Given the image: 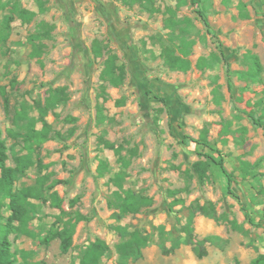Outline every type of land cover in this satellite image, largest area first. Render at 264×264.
Masks as SVG:
<instances>
[{"label": "rangeland", "instance_id": "obj_1", "mask_svg": "<svg viewBox=\"0 0 264 264\" xmlns=\"http://www.w3.org/2000/svg\"><path fill=\"white\" fill-rule=\"evenodd\" d=\"M13 2L35 16L22 21ZM4 18L10 19V30L0 43V138L7 166H15L14 155L27 153L21 135L30 122L41 128L39 108L50 93L63 89L65 95L43 117L51 135L59 137L32 148L44 168L27 170L13 185L14 191L31 187L38 177H46L44 188L54 184L42 191L46 203L32 200L37 209L28 227L35 238L10 234L12 252L31 253L33 262L79 264L82 248L101 240L111 249L102 264H118L114 226L121 225L154 240L141 259L128 264H249L264 253V131L250 118L264 122V82L241 79L249 66L243 55L250 51L259 58L264 81V0H0V24ZM44 24L49 28L42 29ZM95 41L102 47L99 58L92 53ZM183 41L193 42L187 54ZM109 53L124 67L117 88L100 78ZM169 55L187 60L190 68H169ZM213 56L219 59L211 68L196 67ZM185 136L203 137L208 147L185 144ZM205 155L223 160L234 177L233 194L221 167ZM197 161L209 162L203 182L192 169ZM100 162L106 164L102 175ZM243 162L250 167L245 179ZM119 172L121 189L113 181ZM128 190L151 199V205L117 221L115 193ZM53 192L60 208L51 202ZM175 198L183 203L171 205ZM208 203L219 219L195 213L191 223L198 239L217 238L205 245L207 255L199 259L185 244L164 255L156 228L169 232L164 236L169 248L190 207ZM242 208L262 225H250ZM1 213L9 214L5 208ZM76 214L90 220L76 224L66 253L58 239L39 243L57 217Z\"/></svg>", "mask_w": 264, "mask_h": 264}, {"label": "trees", "instance_id": "obj_2", "mask_svg": "<svg viewBox=\"0 0 264 264\" xmlns=\"http://www.w3.org/2000/svg\"><path fill=\"white\" fill-rule=\"evenodd\" d=\"M146 2H151V0H145ZM13 10L18 15V17L24 21H30L35 13L21 9L17 2H13ZM240 10V16L245 18L246 15L244 13V4L239 3L238 5ZM42 11V9L40 10ZM9 18H4L0 24V43H4L9 36ZM206 27L209 28L208 23L205 24ZM43 28H49L47 25H43ZM43 36H47V31H44ZM264 35V33H263ZM193 42L183 41L182 45L184 47V53H188L190 47ZM102 47L98 41H95L92 46V53L95 58H99L102 56ZM218 57L213 56L212 61L206 62L204 59H200L196 63V67L198 68H211L215 61H218ZM222 59L225 65H228V62L224 59L222 55ZM243 59L249 64L246 72L241 74V79L250 81L252 83L264 82L262 78L263 68L259 61L257 55L251 53L250 51L246 52L243 55ZM117 58L114 54H107V58L103 62V69L100 73V78L104 83L117 88L123 84L124 81V67L118 66L116 64ZM166 65L175 70L179 71H187L190 68V63L179 57H175L169 55L165 58ZM104 88V87H102ZM65 98L63 89H55L53 90L49 97L47 98V103L44 108H39L40 110V122L41 128L39 130H35L34 122H30V130L21 135V138L24 142V148L27 150L25 155H14L13 159L15 162L14 167H9L6 165V161L8 159L7 156V147L5 142L0 138V264H45L43 262L36 261H28L33 255L26 251L12 252L11 251V242L9 240V235L14 234L17 236H25L27 238H35L34 232L29 230V221L31 220V215L36 211V205L32 202L41 201L43 203L47 202V199L41 196L42 191L44 189H51L54 184H51L47 188H44L46 181L44 180L46 177H38L36 180V184L31 187H22L18 191L13 190L14 183L19 179V177L23 176L25 172L33 167L38 170H42L44 166L41 165L40 162L34 160L32 157V148L33 146H40L42 143L52 139L53 137H59L58 133L55 135H51L52 128L43 120V117L47 113L49 109L54 108L59 102H61ZM252 123L261 128L264 131V122H262L259 118H255L253 115H250ZM1 136V132H0ZM196 143L198 145H202L204 147H208V143L205 138H200L198 140H194L185 136L184 143ZM105 147L109 150L114 151L116 155L119 154L118 148L115 147L114 144L105 142ZM206 158L212 163L221 167L222 172L224 173L227 179V189L230 194H233L231 188L234 182V177L231 173H228L223 166V160L221 158L217 159L210 155H205ZM127 165V164H125ZM209 166L208 161H197L193 163L192 169L197 176V180L199 182H203L206 178L207 169ZM244 170H243V178L250 174L249 164L243 162ZM106 168V164L100 162L98 166V171L100 175L103 174V170ZM114 185L121 189L123 182V172H119L114 177ZM177 191H170L168 194L170 196H175ZM79 201V198L76 197L70 201V204L73 205ZM51 202L52 204L60 208L61 200L57 198L55 192L51 193ZM183 203L182 199L175 198L171 205H177ZM113 207L117 210L116 213L113 214L114 218L119 221L121 218L126 217L129 214H135L140 211L142 207H147L151 205V199L142 196L140 194H136L131 190L125 191L124 193L116 192L114 201L112 202ZM2 208H5L7 212H9L7 217H4L1 213ZM171 210V208H170ZM244 211V216L247 222L255 227H259L260 224H254L253 219L247 213L245 208H242ZM195 213H199L203 216L211 218L213 220H218L219 218L216 216V211L214 209L213 204L208 203L204 206H192L190 207V213L187 218L186 224L179 230L180 235L178 238L172 239V244L169 248H166L164 238L165 235H168L169 232H165L162 227L156 228L158 235L160 236L161 242L160 247L162 249V253L164 255H169L174 252L176 248L181 244L191 246L192 252L197 258H203L207 255V251L205 245L207 243H213L217 238L216 237H205L202 239H198L192 230V219ZM64 215V212H62ZM264 222V209L262 212ZM5 221V222H1ZM88 217L82 216L80 214H76L71 218H63L57 217L52 224V228L47 231V233L39 239V243L41 245L47 246L51 241L58 239L59 240V248L62 253H66L72 244V237L75 232V227L78 222L81 221H89ZM114 230L118 234L120 241L115 244L114 252L117 256L118 264H128L130 261H137L142 258V251L150 244L154 242L153 237L150 234H147L141 230L134 229L128 231L126 227L117 225L114 226ZM111 253L110 247L101 240H95L94 242L88 243L85 245L80 254L79 264H102V258L109 255ZM235 264H239L236 262ZM249 264H264V253L256 256Z\"/></svg>", "mask_w": 264, "mask_h": 264}]
</instances>
